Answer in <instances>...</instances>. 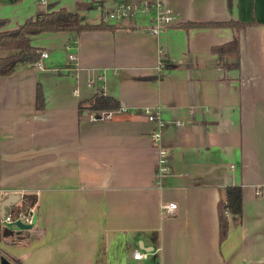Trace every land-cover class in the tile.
Masks as SVG:
<instances>
[{
    "label": "crops",
    "instance_id": "0c3cea01",
    "mask_svg": "<svg viewBox=\"0 0 264 264\" xmlns=\"http://www.w3.org/2000/svg\"><path fill=\"white\" fill-rule=\"evenodd\" d=\"M42 1L0 0L3 27L65 7L115 28L34 34L41 67L0 75V198L37 197L31 228H0L3 252L21 264H264V0H159L172 23L246 25L156 34L147 31L153 0L114 19L106 12L126 0ZM234 33L235 53L210 51ZM92 93L117 109H79ZM154 107L167 167L158 182L155 125L143 112ZM227 184L239 185L241 210L218 241L215 204Z\"/></svg>",
    "mask_w": 264,
    "mask_h": 264
},
{
    "label": "trees",
    "instance_id": "16d2710c",
    "mask_svg": "<svg viewBox=\"0 0 264 264\" xmlns=\"http://www.w3.org/2000/svg\"><path fill=\"white\" fill-rule=\"evenodd\" d=\"M6 23L5 18H0V75H6L13 72L17 66L22 64H32L33 61L39 58L41 48L31 44V37L34 34L44 31H71L74 34L79 33L83 29H98L108 28L113 29L114 26L104 23L99 19L96 23H89L80 19L76 11L67 10L65 7L57 8H41L35 9L34 14L23 20L22 23L14 28H4ZM183 26V27H198V26H227L237 31L246 25L244 22L236 20L225 21H184L181 23H170L165 26ZM238 48V40L236 33L231 39L221 44H215L210 48L212 53L226 54L235 53ZM149 78V77H146ZM36 106L42 104V95L40 88H36ZM118 101L107 94L92 93L90 97L79 102V109L88 110H105L115 111L118 107ZM222 193L217 200L216 207V223H217V240L220 241L226 233L227 216H236L240 213V192L238 184H227L222 187ZM37 197L33 193H22L18 204L10 205V212L13 217H17L21 211L26 212L29 208L35 206ZM8 233L20 236L23 230L7 227ZM0 255L6 257L12 264H21L16 259L8 256L0 248Z\"/></svg>",
    "mask_w": 264,
    "mask_h": 264
},
{
    "label": "built area",
    "instance_id": "2783aa9c",
    "mask_svg": "<svg viewBox=\"0 0 264 264\" xmlns=\"http://www.w3.org/2000/svg\"><path fill=\"white\" fill-rule=\"evenodd\" d=\"M147 0H140L138 3H136L134 0H126L122 2H117L114 6V8L108 12H106V15L104 16L105 19H114L120 16H124L131 12V10L135 8H145L147 7ZM42 0H39V3H42ZM151 6L153 9H155V13L152 16L150 22L148 23L147 31H149L152 34L158 33L160 30H162L166 24H170L173 21L172 14L170 12V9H168L165 5H163L159 0H153L151 2ZM45 52H40L39 58L35 61H33V65L40 68L41 62L40 58L45 57ZM69 58L72 57L71 54L68 55ZM159 61V65H160ZM143 112L145 114V117L147 120H151L155 127L150 133V138L153 142L159 143V139L161 136L162 128L164 127L163 121L158 116V109L154 108H143ZM166 158H165V151L164 149L158 144L157 147V157L156 161L154 163L153 167V175L155 177L156 182L159 181L161 174L166 170ZM256 194L261 193V189H255ZM1 201V198H0ZM10 205H5L3 211H0V228H5L7 224H10L11 226L14 225L15 220H20L25 223H30L32 221L33 215L35 212H33L32 208H29L28 211L18 214L17 217H13L12 213L10 212ZM159 208L161 210V213L166 216L172 213L174 209V203L169 201L165 203H161L159 205ZM143 253L139 252L138 250L132 251L131 257L133 259H137V257H141Z\"/></svg>",
    "mask_w": 264,
    "mask_h": 264
},
{
    "label": "water",
    "instance_id": "95a60500",
    "mask_svg": "<svg viewBox=\"0 0 264 264\" xmlns=\"http://www.w3.org/2000/svg\"><path fill=\"white\" fill-rule=\"evenodd\" d=\"M20 197L21 196L17 193H7L5 195V197L3 199H1V201H0V211L1 212L3 211L5 205H11V204L17 202L18 200H20ZM35 219H36V214L33 215L32 221L30 223H25V222L17 219L14 221V225L12 226V228L18 229V230L29 229L34 224ZM7 226H11V225L7 224ZM0 264H12V262H10L3 255H0Z\"/></svg>",
    "mask_w": 264,
    "mask_h": 264
}]
</instances>
